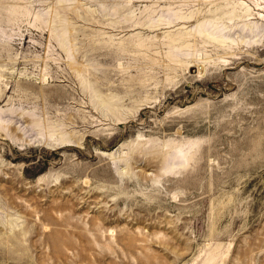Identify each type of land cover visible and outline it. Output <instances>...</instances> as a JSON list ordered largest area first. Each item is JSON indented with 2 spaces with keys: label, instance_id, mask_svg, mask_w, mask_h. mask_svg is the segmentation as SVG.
<instances>
[{
  "label": "rangeland",
  "instance_id": "rangeland-1",
  "mask_svg": "<svg viewBox=\"0 0 264 264\" xmlns=\"http://www.w3.org/2000/svg\"><path fill=\"white\" fill-rule=\"evenodd\" d=\"M0 264H264V0H0Z\"/></svg>",
  "mask_w": 264,
  "mask_h": 264
},
{
  "label": "bare ground",
  "instance_id": "bare-ground-1",
  "mask_svg": "<svg viewBox=\"0 0 264 264\" xmlns=\"http://www.w3.org/2000/svg\"><path fill=\"white\" fill-rule=\"evenodd\" d=\"M11 226V225H10ZM11 228V227H10Z\"/></svg>",
  "mask_w": 264,
  "mask_h": 264
}]
</instances>
